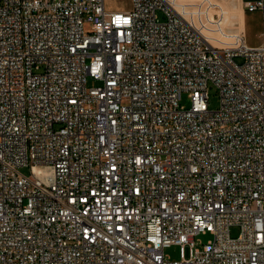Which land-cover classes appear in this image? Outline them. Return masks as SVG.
Masks as SVG:
<instances>
[{
  "label": "built area",
  "instance_id": "built-area-1",
  "mask_svg": "<svg viewBox=\"0 0 264 264\" xmlns=\"http://www.w3.org/2000/svg\"><path fill=\"white\" fill-rule=\"evenodd\" d=\"M242 5L258 45L215 0H0V264H264V0Z\"/></svg>",
  "mask_w": 264,
  "mask_h": 264
},
{
  "label": "rangeland",
  "instance_id": "rangeland-1",
  "mask_svg": "<svg viewBox=\"0 0 264 264\" xmlns=\"http://www.w3.org/2000/svg\"><path fill=\"white\" fill-rule=\"evenodd\" d=\"M215 1L220 2L227 12H230L231 4L236 2V0H215ZM104 3H105L106 8L108 10H111V11H116V10L127 11L132 6V0H104ZM226 20H227L226 26L228 28L232 29L231 25H233V22H232L233 19H231V17L227 16ZM260 24H261V22H260ZM257 28H258V23L254 22L251 26L248 27L247 31L244 33L245 37L247 38L248 43L250 45H254V44L258 45L260 43V37H259L260 29L258 31ZM87 82H88L89 87H95V86L101 85L100 80L92 78L91 76H88ZM209 96H210V101H209L210 108H217L219 105V95H218V92L214 86L210 87ZM190 104H191V101H190L189 97L187 96L186 93H184L182 96V99H181V105H183L185 107H189ZM21 172L26 174V175H29L31 173L29 167H22ZM239 231H240V229L238 226H232L231 227V234L233 236L238 235ZM210 238H211L210 233H205V234L201 233V234L197 235L196 240H195L197 247L201 248L202 243H206ZM165 253H166V255H169L170 258L173 260H178L181 258L179 247L176 245H172V246L165 248ZM189 253H190V247H189V245H187L185 248L186 257H189Z\"/></svg>",
  "mask_w": 264,
  "mask_h": 264
},
{
  "label": "crops",
  "instance_id": "crops-1",
  "mask_svg": "<svg viewBox=\"0 0 264 264\" xmlns=\"http://www.w3.org/2000/svg\"><path fill=\"white\" fill-rule=\"evenodd\" d=\"M231 9V10H230ZM230 12H227V16L233 19L232 27L241 28L244 33L247 31L248 27L254 22L258 23V31L260 29L261 15L259 12H247L244 10L242 5V0H236L235 3L231 4ZM232 11V12H231ZM245 35V34H244ZM246 38V37H245ZM247 40V38H246ZM248 42V40H247ZM255 45V44H254Z\"/></svg>",
  "mask_w": 264,
  "mask_h": 264
}]
</instances>
